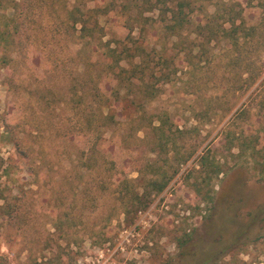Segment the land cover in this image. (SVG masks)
Segmentation results:
<instances>
[{
	"label": "rangeland",
	"instance_id": "374dc122",
	"mask_svg": "<svg viewBox=\"0 0 264 264\" xmlns=\"http://www.w3.org/2000/svg\"><path fill=\"white\" fill-rule=\"evenodd\" d=\"M178 1L99 19L93 0H0V264H185L264 205V0H184L193 23L155 36ZM102 37L150 71L110 99L115 121ZM209 264H264V239Z\"/></svg>",
	"mask_w": 264,
	"mask_h": 264
},
{
	"label": "trees",
	"instance_id": "16d2710c",
	"mask_svg": "<svg viewBox=\"0 0 264 264\" xmlns=\"http://www.w3.org/2000/svg\"><path fill=\"white\" fill-rule=\"evenodd\" d=\"M77 2L79 0H76ZM91 1V0H90ZM95 2V7L92 9V12L97 15V18H103L106 17L109 13L117 11V8L120 9V12L123 9H128L129 6L131 8H137L139 9L142 5H151L152 0H122V3L118 5L115 3V0H93ZM191 3H187L184 0H180L176 3V5L171 6V7H166V9H162L159 11V15H162V19L160 20L161 22L159 23L158 21H155V24L159 23L158 25H154L152 29L154 30V35L158 31V28H161L162 24H165L164 26L166 27L165 29L170 32L171 35H179L180 32L186 29L188 24L193 23V12L190 10ZM77 8V13L80 14V16H77L75 13L72 12L73 20H74V28L75 30L80 32V36L82 39H85L86 37H90L92 40L95 38V29L98 28L99 23L96 24V28L94 29H89L87 25V21L84 19L83 13L80 10V5L74 6ZM223 7L225 8V11L223 12V19L227 22L230 23L232 26L236 25L237 20H240L239 18L242 19V13H235L234 8H232L231 3L229 1L228 4L223 3ZM229 7V8H227ZM189 8V9H188ZM149 10L154 12L156 11V7H152V5L149 7ZM159 10V9H158ZM220 12L216 10V12L210 16L206 17L207 19H219ZM141 13V12H140ZM143 14H141L142 16ZM133 20H137L136 18H129ZM153 18L146 17V21H150ZM154 20V19H153ZM125 24L124 26L129 28L130 30V39H131V33L133 30L136 28L134 23L132 25L123 22ZM77 26H81L80 29H77ZM143 30V29H141ZM156 36V35H155ZM113 43L111 41L104 42L103 37L99 38L97 48L100 50L104 48L103 51V63L105 62V67L107 69V72H109L110 76L115 80L116 85L118 87V91L113 90L114 92L111 93L110 98H104L102 106L99 105V114H98V119L100 121H109V120H114L115 117L112 114L113 110V105L110 103V99L117 95L118 97L116 98L117 102H121L120 97V92L121 88L123 86H129V85H135V84H144L146 79L148 78V71L147 69L143 68V62L141 63H135V58L139 55L140 48L139 47H132V49L126 50L125 51H120L119 47H112ZM141 54V53H140ZM128 61V65L124 67L121 65L122 60ZM86 69H84L85 73ZM152 74H154V70H151ZM151 74V75H152ZM83 74H81L82 76ZM155 77V75H153ZM161 78H165V76H162ZM74 79L72 78V81ZM140 80V81H138ZM147 82H149L147 80ZM73 83V82H72ZM145 86L148 85V83L144 84ZM76 87V86H75ZM74 85H72V93L73 96L79 95L81 93L80 89L75 88ZM108 108V113L105 115L102 111V108ZM102 128V125L99 127V129ZM84 152V151H83ZM96 152V148H93V153L91 154L90 158H88L89 162L92 164H99V161H96L97 157L96 155L93 156ZM106 160V159H105ZM208 158L203 157L201 159L202 167L205 168V164L207 163ZM113 164V162L111 163ZM91 166V165H90ZM221 170H218L215 172V174L220 175ZM167 184H163L157 192H163L166 188ZM201 192V191H200ZM137 199H140L135 197ZM211 203L213 202V198L211 197ZM3 212V213H2ZM3 218V219H2ZM7 219V211L6 208H1L0 209V222L3 220ZM229 219V218H228ZM228 222V220H225ZM224 222V219H223ZM260 228V229H258ZM264 232V205L261 206L258 210H256L254 213L251 215V220L250 222L245 225L243 228L239 229L237 232H234V234L231 236V238L225 240L224 237L222 236L221 240H213L211 244H208L205 248H203V253L202 254H194L192 252V255H188V253L185 254V258L181 261L182 263L185 264H209L210 262L215 261L216 258L224 260L225 257H228L231 252L238 247L242 246H249L250 244H255V241H258L260 239H264V235L260 234L261 232ZM255 233V234H254ZM257 233V234H256ZM259 235V236H258ZM257 236V237H255ZM194 256V257H193Z\"/></svg>",
	"mask_w": 264,
	"mask_h": 264
}]
</instances>
